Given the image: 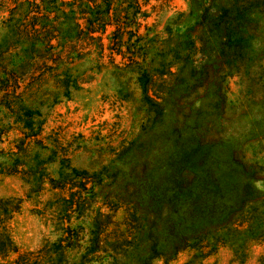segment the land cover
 Here are the masks:
<instances>
[{
  "label": "trees",
  "instance_id": "trees-1",
  "mask_svg": "<svg viewBox=\"0 0 264 264\" xmlns=\"http://www.w3.org/2000/svg\"><path fill=\"white\" fill-rule=\"evenodd\" d=\"M146 2L0 0L6 12L0 22V110L11 116L18 131L2 147L9 132L0 126V177H17L25 198L48 192L43 206L59 225L56 239L23 250L4 227L25 198L0 196V264H209L221 251L229 253L228 264H245L251 247L264 245V209L258 207L262 200H255L257 191L246 172H228L229 182L215 172L217 184L210 187L214 196L200 213H230L229 219L168 251L151 224L153 214L144 218L136 203L119 192L100 196V187L116 182L117 172L75 166L65 145L43 133L40 107L70 96L79 87L74 64L94 53L110 66L116 97L136 101L143 125L152 132L163 128L165 135L180 101L199 83L195 67L202 72L199 66L212 52L239 58L247 39L241 11L264 9L263 1L246 0L236 13L225 9L212 16L205 7L197 18V35L172 29L183 16L179 14L161 38L149 35L151 27L139 21L148 15L142 9ZM188 62L196 65L186 75ZM223 99L217 94L211 109L217 110ZM133 145L129 141L120 148L121 164L134 156ZM142 239L145 253L135 255L140 241L134 244ZM182 252L187 255L179 262ZM255 260L264 264V253Z\"/></svg>",
  "mask_w": 264,
  "mask_h": 264
},
{
  "label": "rangeland",
  "instance_id": "rangeland-1",
  "mask_svg": "<svg viewBox=\"0 0 264 264\" xmlns=\"http://www.w3.org/2000/svg\"><path fill=\"white\" fill-rule=\"evenodd\" d=\"M245 1L147 0L142 9L148 15L139 21L151 27L149 35L163 38L167 23L183 14L172 29H178L181 35H197L196 22L203 8H208L212 16L225 9L236 13ZM254 1H263L264 5V0ZM5 16L0 7V22ZM241 22L247 39L242 42L239 58L208 53L199 66L202 72L195 67L197 61L187 63L183 72L188 75L195 67L193 74L199 83L180 101L182 105L174 112L165 135L161 134L163 128L152 132L143 125L136 101L116 97V78L105 58H95L94 53L72 68L79 76V87L71 89L70 96L40 107L43 133L65 145L75 166L117 172L116 182L100 187V196L119 192L136 203L144 218L149 215L151 219L153 214L151 224L168 251L185 238L229 219L230 213L216 217L200 213L214 196L210 187L217 184L215 172L221 174L223 182L231 180L228 172H246L257 191L255 200H262L258 207L264 209V9H243ZM110 30L108 27L107 32ZM220 93L225 99L213 110L212 100ZM0 126L9 132L1 144L6 147L7 140L18 131L11 116L2 110ZM129 141L134 142V156L123 165L117 155ZM24 193L25 187L17 177H0V196L24 197ZM48 196L44 191L24 197L20 210L5 222V230L23 250L35 249L59 235L52 211L43 206ZM144 239L134 244L140 241L134 248L135 255L145 253ZM260 253H264V245H253L245 264H257L255 258ZM186 255L179 253L178 261ZM228 259L229 253L221 251L208 262L228 264Z\"/></svg>",
  "mask_w": 264,
  "mask_h": 264
}]
</instances>
